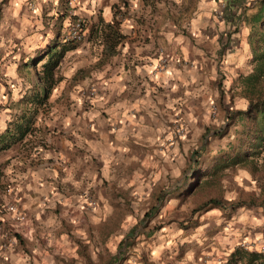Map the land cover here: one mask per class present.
I'll list each match as a JSON object with an SVG mask.
<instances>
[{
    "label": "crops",
    "instance_id": "1",
    "mask_svg": "<svg viewBox=\"0 0 264 264\" xmlns=\"http://www.w3.org/2000/svg\"><path fill=\"white\" fill-rule=\"evenodd\" d=\"M30 1L0 0V135L37 107L29 133L0 152V202L25 215L0 219L20 240L0 264H232L233 250L251 241L264 252V218L251 209L191 214L177 195L188 155L220 121V112L209 119L210 104L246 108L236 95L237 78L252 69L246 21L264 0H75L84 22L77 46L62 41L65 0H36L33 23ZM53 43L70 47L54 71V98L82 67L95 98L22 102L41 90V68L30 66Z\"/></svg>",
    "mask_w": 264,
    "mask_h": 264
},
{
    "label": "trees",
    "instance_id": "2",
    "mask_svg": "<svg viewBox=\"0 0 264 264\" xmlns=\"http://www.w3.org/2000/svg\"><path fill=\"white\" fill-rule=\"evenodd\" d=\"M66 2L64 15L66 16ZM257 5L247 17L248 41L251 49L252 69L246 76L237 78L238 96L246 100L244 110L228 109L223 110L220 116L224 117L226 127L219 129L216 134L217 139L224 140L222 149L216 151V155L211 158L208 170L203 176L217 179L226 170L238 167L246 169L258 191L257 197L250 195L246 200L232 202L208 199L206 202L196 206L191 211L194 214L199 211L218 208L230 214L237 209L245 207L249 209H259L264 216V29H260L264 20L252 24L256 20L258 13L264 12ZM264 3V2H263ZM260 24V25H259ZM67 43V42H64ZM67 44H52L43 52L46 60L40 65L41 71L38 80L41 82L39 92L30 93L22 99L24 103H34L35 106H44L51 94V90L56 83L55 68L64 52L69 50ZM37 107L27 115H22L12 126L0 135V152L20 141L29 131L36 117ZM259 163V164H258ZM232 264H264V252L248 251L237 247L227 258Z\"/></svg>",
    "mask_w": 264,
    "mask_h": 264
},
{
    "label": "rangeland",
    "instance_id": "3",
    "mask_svg": "<svg viewBox=\"0 0 264 264\" xmlns=\"http://www.w3.org/2000/svg\"><path fill=\"white\" fill-rule=\"evenodd\" d=\"M34 1V2H33ZM30 1V4L28 6V12L30 13V21L33 23L35 21L34 15H37L38 13V2L36 0ZM47 1V0H44ZM51 2L48 4H54L56 0H50ZM72 7H74V10H76V1H71ZM255 12V11H254ZM253 12V13H254ZM51 11L50 9L45 8L44 13L41 12V18L44 22L49 23L51 21ZM37 17V16H36ZM66 17L67 13H66ZM38 19V18H37ZM45 19V20H44ZM261 19H264V12L258 13V16L256 17L255 21H252V24L257 25V22H261ZM60 27L64 25V22L59 23ZM260 25V24H259ZM264 25V22H263ZM65 26V25H64ZM260 29H264V26H262ZM64 32L62 34L63 38ZM80 44V43H79ZM75 46H77L75 44ZM75 57L68 58V56H65V59L63 63H74ZM77 61V60H76ZM32 71H36L37 69H40V64H32L31 66ZM82 72L78 75V77L75 76V79L68 78V80L71 83H68L67 81L63 84L62 91L58 94L56 98H54V94L51 93L48 103H86V100L93 99L97 95L88 96L87 91L91 87L88 85V83L85 81L86 76V70L85 67L80 68ZM61 73L59 74L60 77H63L64 75H67L68 73ZM83 75V76H82ZM87 83V84H86ZM238 92L236 93V95ZM221 102V103H220ZM230 103H222V101H218L214 103V105L217 108V112L223 113L222 109L228 110V108L232 107L231 99H229ZM209 112V109H208ZM210 120L211 119L209 115ZM226 127V121L224 120V117L220 118V121H218L215 124H211L208 126V129H206V134L208 137H202L198 144H196L195 148L192 149L191 154L188 155L187 163H188V175L187 177H184V181L182 184V188L179 189V192H177V195H182L183 197L187 196L183 199L182 206L184 209H188L189 211L196 206H198L202 201L208 200V199H217L220 201H237V200H246L250 195H254V197H257L258 191L256 190V186L251 180V177L248 173V171L242 167H238L232 170H226L224 171L221 176L217 179H213L208 176H203V174L200 172L201 166H208L211 163V158L216 155V151L218 149H222L223 145L225 144L224 140L226 139H217L216 134L219 129L223 130ZM211 150L208 152V150ZM259 164V163H258ZM1 174V173H0ZM1 187V185H0ZM249 210V209H248ZM251 214L254 217H263L259 209H251L249 210ZM5 211H4V204L0 202V219H4ZM149 221L143 219L135 220V226L138 228H143L147 225ZM157 222H166L164 219L154 221ZM0 224H2L3 229L8 231V228L5 227V223L0 221ZM1 227V228H2ZM256 227V226H254ZM12 236L15 239V244L12 246L13 248L16 247L19 243V237L13 233L10 232ZM127 243V242H126ZM253 245L256 247L255 242H249L245 245L246 249L248 251H254L251 248H253ZM252 246V247H251ZM241 247V246H239ZM257 249V248H255ZM258 251V249H257ZM135 258L131 260L132 263L135 262Z\"/></svg>",
    "mask_w": 264,
    "mask_h": 264
},
{
    "label": "built area",
    "instance_id": "4",
    "mask_svg": "<svg viewBox=\"0 0 264 264\" xmlns=\"http://www.w3.org/2000/svg\"><path fill=\"white\" fill-rule=\"evenodd\" d=\"M71 1L75 0H67L66 2V13L68 16V19L70 20L69 24L66 27V30L64 32L62 41L67 43H79L83 39V32H84V22L82 19L75 13L74 7L71 5ZM222 15L221 11H217L215 13V16L217 19H220ZM167 56H164L159 61L158 66L156 67V70L159 71L161 69H164L167 67ZM96 94V91L93 87H90L87 91L88 96H93ZM209 115L211 119H215L217 116V108L214 104H210L209 106ZM174 136L178 139L184 135V128L183 124L180 123L174 127ZM88 207L89 209H92L95 207V202L88 199ZM4 211L10 215V218L15 222H22L24 220V214L18 209L16 203L14 201L8 200V202L4 205ZM12 215V216H11ZM1 221V220H0ZM3 222V221H2ZM3 225L0 224V256L9 248L12 247L15 244V239L10 233L11 231L4 230ZM2 227V228H1ZM241 248L246 249L245 245L241 246ZM263 252V251H262Z\"/></svg>",
    "mask_w": 264,
    "mask_h": 264
}]
</instances>
